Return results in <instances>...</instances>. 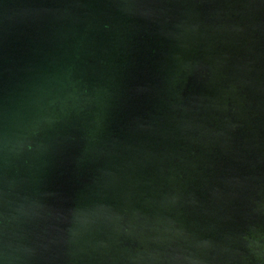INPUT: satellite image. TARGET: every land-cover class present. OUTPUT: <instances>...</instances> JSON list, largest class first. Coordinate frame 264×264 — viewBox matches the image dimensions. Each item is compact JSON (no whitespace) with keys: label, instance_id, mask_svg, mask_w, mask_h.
Returning <instances> with one entry per match:
<instances>
[{"label":"water","instance_id":"water-1","mask_svg":"<svg viewBox=\"0 0 264 264\" xmlns=\"http://www.w3.org/2000/svg\"><path fill=\"white\" fill-rule=\"evenodd\" d=\"M0 264H264V0H0Z\"/></svg>","mask_w":264,"mask_h":264}]
</instances>
